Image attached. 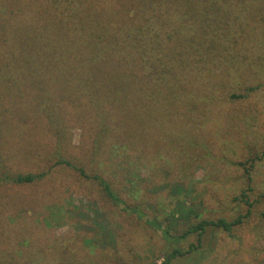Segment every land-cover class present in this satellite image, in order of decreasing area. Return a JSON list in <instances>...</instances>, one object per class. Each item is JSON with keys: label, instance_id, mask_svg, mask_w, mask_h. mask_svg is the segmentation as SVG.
<instances>
[{"label": "trees", "instance_id": "1", "mask_svg": "<svg viewBox=\"0 0 264 264\" xmlns=\"http://www.w3.org/2000/svg\"><path fill=\"white\" fill-rule=\"evenodd\" d=\"M263 22L264 0H0V222L41 201L21 198L23 189L68 169L94 183L101 200L159 231L172 244L163 264L198 254L207 230L239 226L241 217L205 219L204 208L191 222L192 206L179 200L165 206L163 220L148 218L140 205L143 187L130 178L140 154L133 165L125 148L142 154L141 142L164 126L202 130L214 118L211 107L219 108L221 90L230 100L256 92L261 85L248 78L240 91L227 81L245 71L257 77L256 68H264V43L253 33L264 30ZM63 102L91 117L93 158L116 142V153L126 158L125 190L140 201L114 187L104 163L92 160L101 168L88 173L82 157L67 153ZM41 120L54 140L52 152L37 153L26 142ZM154 151L160 154L158 146ZM190 236L195 243L182 251Z\"/></svg>", "mask_w": 264, "mask_h": 264}, {"label": "rangeland", "instance_id": "2", "mask_svg": "<svg viewBox=\"0 0 264 264\" xmlns=\"http://www.w3.org/2000/svg\"><path fill=\"white\" fill-rule=\"evenodd\" d=\"M256 29L257 42L264 43V30ZM256 69L257 77L250 71L236 73L227 85L240 91L248 78L250 85L260 88L242 100H230L224 90L219 91V108L211 107L214 118L202 130L164 126L154 138L141 142L142 154L125 148L130 161L140 154L138 170L130 178L143 187L145 202L140 205L148 218L163 220L165 206L172 207L177 200L192 206L191 222L193 213L203 208L208 220L242 218L230 232L207 230L198 254L178 257L172 264H264V68ZM60 113L67 153L82 157L88 173L101 168L91 166L92 160L104 163L114 187L124 197L131 195L125 190L126 158L116 153V142L103 148L102 158H93L91 117L66 102ZM37 125L26 142L37 153H45L43 147L52 152L54 140L50 143L44 120ZM156 146L160 154L155 153ZM94 185L66 169L23 189L21 198L41 201L33 200L29 211L21 214L11 211V221L0 222V264H163L172 244L133 214L101 200ZM135 196L140 201L142 196ZM33 208L40 213L36 215ZM42 215L49 218L50 227ZM87 239L93 243L86 244ZM191 243L194 236L182 242V251Z\"/></svg>", "mask_w": 264, "mask_h": 264}]
</instances>
